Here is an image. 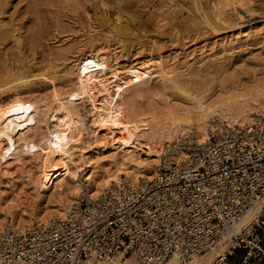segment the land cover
<instances>
[{"label": "rangeland", "instance_id": "rangeland-1", "mask_svg": "<svg viewBox=\"0 0 264 264\" xmlns=\"http://www.w3.org/2000/svg\"><path fill=\"white\" fill-rule=\"evenodd\" d=\"M98 50H107L121 67L155 59L172 71V80L156 76L142 84L138 104L145 114L163 120L168 110H192L195 116L193 97L219 101L253 92L264 81V0H0V108L10 113L13 126L7 127L0 166L1 226L16 216L29 225L69 194V178L60 192L38 189L37 144L49 127L52 84L62 94L72 91L75 60ZM75 105L86 132L80 144L86 152L74 150L72 156L79 174L89 169V158L100 167L112 165L118 155L89 134L88 106L82 100ZM139 152L154 170L158 161ZM126 257L117 256L115 264H138ZM235 262L228 256V264Z\"/></svg>", "mask_w": 264, "mask_h": 264}, {"label": "built area", "instance_id": "built-area-1", "mask_svg": "<svg viewBox=\"0 0 264 264\" xmlns=\"http://www.w3.org/2000/svg\"><path fill=\"white\" fill-rule=\"evenodd\" d=\"M153 169L134 181L122 174L96 196L86 179L62 215L4 224L0 264H115L125 255L185 264L218 247L206 264H264V113L221 120L203 141L166 143Z\"/></svg>", "mask_w": 264, "mask_h": 264}, {"label": "bare ground", "instance_id": "bare-ground-1", "mask_svg": "<svg viewBox=\"0 0 264 264\" xmlns=\"http://www.w3.org/2000/svg\"><path fill=\"white\" fill-rule=\"evenodd\" d=\"M105 51L107 50L86 53L75 60L72 91L62 94L52 84V103L47 108L49 127L43 136L41 135L37 144L40 165L35 183L38 189H52L60 192L63 190V182L69 178L72 186L68 195L58 200L50 210H44L37 215V220H46L52 211L57 212L55 215H62L65 210L62 208L69 205L71 195L81 192L86 179L87 195L96 196L118 181L122 174L132 181L139 176L150 177L153 170L139 156L138 152L141 149L146 155L152 154L155 163L165 148L164 144L162 146L163 140L172 141L178 135L186 134L184 137L192 135L196 140L203 141L208 137L209 128L219 121L244 123L253 115L259 114L260 109L264 110V81H262L257 84L256 89L253 88V92L230 95L219 101L203 102L195 98L196 96L193 97L196 102L195 116L189 113L192 110L182 114L168 110L165 117L162 116L163 120L151 115L152 113L148 114L147 111L150 115L148 117L145 112L141 111V105L138 104L142 84L156 76L164 80H172V71L155 59L121 67L116 62V58L111 59ZM76 100H82L88 106L87 127L90 130L89 134L93 137V143L99 146L106 143L107 149L109 148L113 154L118 155L112 165L106 161L101 167L95 165L88 157L85 167L89 169L81 175L79 174L81 167L72 159L74 150H77V153L86 152V147L80 146L85 141L86 132L75 105ZM9 114L6 109L0 108V166L6 161L4 151L7 133H9L7 127H10V130L11 127L13 128ZM210 120L212 123L209 122ZM182 140L183 137L175 141L181 142ZM93 154L98 157L101 153L94 151ZM184 155L185 152L181 151L176 157ZM6 223L14 227L28 225L18 216L14 217V224L9 219L3 223V226ZM3 226H1L0 219V227ZM220 248L198 254L188 263L206 264L212 258L216 259L222 254ZM212 252H216V255L214 256ZM205 253L207 255H204ZM198 256L199 258L196 259ZM123 257L129 258L126 255ZM175 262L177 260L172 258L171 263Z\"/></svg>", "mask_w": 264, "mask_h": 264}]
</instances>
